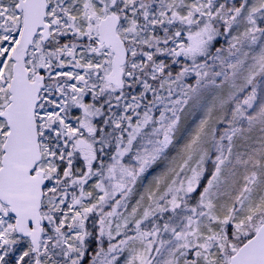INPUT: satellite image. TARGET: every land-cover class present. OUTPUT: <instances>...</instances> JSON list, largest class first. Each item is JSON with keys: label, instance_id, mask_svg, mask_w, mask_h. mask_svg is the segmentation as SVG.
Returning a JSON list of instances; mask_svg holds the SVG:
<instances>
[{"label": "snow or ice", "instance_id": "snow-or-ice-1", "mask_svg": "<svg viewBox=\"0 0 264 264\" xmlns=\"http://www.w3.org/2000/svg\"><path fill=\"white\" fill-rule=\"evenodd\" d=\"M0 264H264V0H0Z\"/></svg>", "mask_w": 264, "mask_h": 264}, {"label": "trees", "instance_id": "trees-1", "mask_svg": "<svg viewBox=\"0 0 264 264\" xmlns=\"http://www.w3.org/2000/svg\"><path fill=\"white\" fill-rule=\"evenodd\" d=\"M196 119H197V117H196L195 115H188V116L185 117V120H186L188 123H190V124H194V122L196 121ZM177 135H178V137L181 138V139H179V140L177 141V145H179V143H182V138H183V136L185 135L183 124H182V127H181V131H180ZM163 166H164L163 164H159V165H157L156 168H155V171H160V170H162ZM152 174H154V172H150L149 177H148L149 179L151 178V175H152Z\"/></svg>", "mask_w": 264, "mask_h": 264}]
</instances>
